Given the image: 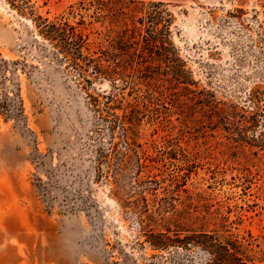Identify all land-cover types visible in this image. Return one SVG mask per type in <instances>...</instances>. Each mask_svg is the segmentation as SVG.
I'll return each instance as SVG.
<instances>
[{"label": "rangeland", "instance_id": "rangeland-1", "mask_svg": "<svg viewBox=\"0 0 264 264\" xmlns=\"http://www.w3.org/2000/svg\"><path fill=\"white\" fill-rule=\"evenodd\" d=\"M139 1L171 14L174 73L137 59L114 89L40 34L68 25L94 58L121 53L95 4L0 0V264H207L200 248L147 242L199 231L264 258V0Z\"/></svg>", "mask_w": 264, "mask_h": 264}, {"label": "trees", "instance_id": "trees-1", "mask_svg": "<svg viewBox=\"0 0 264 264\" xmlns=\"http://www.w3.org/2000/svg\"><path fill=\"white\" fill-rule=\"evenodd\" d=\"M85 1L87 3H79L81 9L88 10L95 4L97 18L109 20L112 28L108 37L112 43H115V46L118 45L124 49L120 50L121 53L116 51L112 53L102 52V56L94 58L88 53L89 43L87 39L74 27L68 25H65L66 29L63 31L59 25H48L45 22L41 24L40 34L48 33L68 63L86 75L85 82L87 84L91 85L93 80L108 79L113 88L116 89L117 80L125 81L123 79L130 76V70L135 72L133 64L137 59H140L139 62L142 65H146V70L149 69V67L147 69V64H153L163 72L174 73L171 65L173 55L169 32L173 20L171 14L161 9L164 7L162 2L145 3L139 0ZM138 13L141 15L139 18L136 15ZM111 47L114 49V46ZM103 61L108 65L103 64ZM263 94L259 93L253 98L258 101V96ZM99 97L105 101L103 114L106 117L111 115L113 118L110 130L120 131L122 142L126 145V149L130 150L133 147V144L129 142L131 128L124 122V119L111 114V108L108 104L113 101L112 97L106 94ZM94 101L97 102V100ZM113 166L112 163L111 167ZM118 172L117 165L116 175ZM166 231H169L168 228ZM147 242L154 250L167 249L175 244H180L183 247L200 248L209 255L210 259L207 264H264V258L258 260L254 254L253 240L239 238L228 231H225V235H218L213 231H199L185 236L181 240H173L165 233L150 234L147 237ZM262 255L264 257V253Z\"/></svg>", "mask_w": 264, "mask_h": 264}]
</instances>
